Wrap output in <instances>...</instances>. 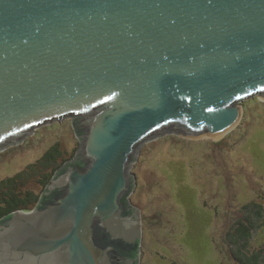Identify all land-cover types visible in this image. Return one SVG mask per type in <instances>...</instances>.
<instances>
[{"label": "water", "instance_id": "water-1", "mask_svg": "<svg viewBox=\"0 0 264 264\" xmlns=\"http://www.w3.org/2000/svg\"><path fill=\"white\" fill-rule=\"evenodd\" d=\"M256 95L264 0H0V150L70 116L85 131L39 207L0 221V264H139L140 151L226 134Z\"/></svg>", "mask_w": 264, "mask_h": 264}, {"label": "rangeland", "instance_id": "rangeland-1", "mask_svg": "<svg viewBox=\"0 0 264 264\" xmlns=\"http://www.w3.org/2000/svg\"><path fill=\"white\" fill-rule=\"evenodd\" d=\"M238 125L219 136H164L146 144L130 172V206L142 217L139 264H231L226 232L253 201L264 205V100L243 102ZM60 142L80 149L73 117L48 122L0 150V181L35 163ZM39 192V189H37ZM255 246L264 248V228Z\"/></svg>", "mask_w": 264, "mask_h": 264}, {"label": "trees", "instance_id": "trees-1", "mask_svg": "<svg viewBox=\"0 0 264 264\" xmlns=\"http://www.w3.org/2000/svg\"><path fill=\"white\" fill-rule=\"evenodd\" d=\"M81 123L79 119L73 122L79 137L85 135ZM78 150L68 158L62 144L57 142L35 163L0 181V221L14 213L31 212L39 207L51 182L76 158ZM75 165L84 169L86 163L79 160ZM240 214L224 237L225 255L231 264H264V248L254 245L257 232L264 228V205L253 201L244 205Z\"/></svg>", "mask_w": 264, "mask_h": 264}, {"label": "flooded vegetation", "instance_id": "flooded-vegetation-1", "mask_svg": "<svg viewBox=\"0 0 264 264\" xmlns=\"http://www.w3.org/2000/svg\"><path fill=\"white\" fill-rule=\"evenodd\" d=\"M129 204H125L127 212L132 213V215H135L137 212L134 209H130V201L128 202ZM136 216V215H135ZM129 254H131L130 250H126Z\"/></svg>", "mask_w": 264, "mask_h": 264}, {"label": "bare ground", "instance_id": "bare-ground-1", "mask_svg": "<svg viewBox=\"0 0 264 264\" xmlns=\"http://www.w3.org/2000/svg\"><path fill=\"white\" fill-rule=\"evenodd\" d=\"M219 137H221V136H219Z\"/></svg>", "mask_w": 264, "mask_h": 264}]
</instances>
